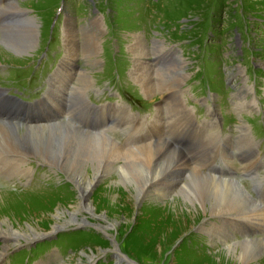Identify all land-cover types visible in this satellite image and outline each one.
<instances>
[{
    "label": "rangeland",
    "instance_id": "obj_1",
    "mask_svg": "<svg viewBox=\"0 0 264 264\" xmlns=\"http://www.w3.org/2000/svg\"><path fill=\"white\" fill-rule=\"evenodd\" d=\"M58 1L14 0L5 5L4 9L23 13V16L0 26V62L17 64L27 60L37 53V47H39L37 39H40L42 33L43 41L56 42L58 27L51 29L45 26V23ZM76 5L85 7V10H82V13H77L79 8ZM26 19L34 21V39H31L29 46L25 47V54L12 53L4 46L10 45V41L3 38L6 35V28L10 27L13 32L21 30V35L27 36L21 28ZM96 20L97 24H95ZM59 29L60 40L64 39V54L66 31H73L75 43H73L74 56L67 59V62L59 68L52 79L51 87L56 96L54 103L56 107H58V99L67 90L69 82L74 81V84L81 88L85 83L91 81L94 68H100L98 60L104 50L116 51L114 56L112 53L107 58V76L110 75V67L115 65L121 68L123 66L126 71L128 70V76L131 79H128L129 86L132 85L135 92L141 91L147 98L154 100L157 107L161 103L159 96L166 90L155 86V92H146L140 81L137 80L138 78L134 76L137 63L134 60L138 57V60H143L146 65H152L154 71L152 70L150 75L154 80L153 83L157 84L161 81L166 84L165 86L175 87L170 83L171 81H168V66L173 69L174 67L178 68L181 72L179 71L177 82L179 86V83L183 81V97L185 99V97H189V88L185 77L188 74H193L197 67L196 60L200 55L206 54L211 91L213 90L212 98L217 100L221 96L222 99L223 94L229 96L230 101L226 100L225 95L223 96L226 100L225 112L232 117L234 125L238 123V117L245 118L253 133L249 135L251 137L264 122V115L259 117L258 114V111H262L264 114V0H65L64 15L60 21ZM147 33H151V35ZM91 37L96 38V52L94 55L86 56L84 41ZM170 42L179 45L181 51L174 52L170 47L163 50ZM137 45H139L140 54H135L132 51V48ZM208 45L211 47L209 48ZM19 46L13 44L11 47L18 49ZM210 50H214V54ZM159 51L165 53V62L153 65L150 55ZM245 51L250 53L248 59L246 56L243 59ZM84 69L88 73L85 74L89 77L85 83L78 77L80 71ZM171 72L174 73V70ZM121 75L123 76V71ZM172 77L173 74L169 78ZM222 80L228 83L226 88H224L225 83ZM96 82H100V79H97ZM225 89L228 90V93ZM175 91L174 95L185 106L177 89ZM169 95L172 96L170 93ZM156 98L157 100H155ZM173 110L179 111L174 108ZM253 117L256 122L250 125ZM0 123H2L3 129L7 123L14 126L19 124L7 121H0ZM56 123L72 125L68 120L62 118L35 124L21 123V126H47ZM73 127L85 131L75 125ZM85 132L107 141L111 149L118 152L131 151L146 143L167 141L160 137L158 140L129 147L126 144L117 143L107 135ZM140 135H143V131L140 132ZM242 138L237 139V144ZM13 147L14 145L9 147V143L4 141L3 147L0 148V154L13 153L9 156V160L15 167L16 178L27 177L29 171H32V175L33 166L38 163L37 168H41L39 163L45 162L38 157H32L29 153L25 154L22 150H12ZM238 148L247 149L244 143L238 145ZM183 156L187 161L188 158L184 153ZM115 163L123 165L124 160L118 159L115 160ZM239 164L249 165L243 161H239ZM50 165L54 175L39 190L29 188V190L23 191H8L5 187L0 186V221L22 234H25L26 230L30 228L36 231L34 234L41 231H47L43 235L54 233L43 238L42 235L34 238H26L24 235V238L0 233V248L4 242L9 241L8 248L1 252L0 260L19 247H25L22 245H25L28 240L30 245L35 242L38 245L43 243V240L53 238L49 245L50 247L54 245V248L49 252L48 259H40L35 264H80L81 261L83 264H91L94 257L104 251H106V255L96 264H239L237 259H226L229 254L225 250L228 245L236 246L248 240H245L244 233L240 234L239 232L242 229V227L239 228L240 223L254 221L256 225L250 235V242L264 241V225L260 223V220L264 218V205L249 197L253 208L247 211L241 210V213H225L224 211L238 210V205L229 199L216 198V201L209 199L205 203L206 205L212 204L206 211V215L199 213L194 207H192L194 213L186 214L183 202L179 197H176L171 203L169 198L174 196L171 193L168 194L170 196L166 197L168 199L165 201L152 200L149 196L134 201L131 194L124 195L120 190H117L116 176L111 174V179L95 183L89 189L84 186L87 191L82 200L80 194L75 191L71 179L62 169L59 166ZM42 167L44 170L45 166ZM191 167L198 172L201 171L199 166L191 164ZM179 168L182 170L183 177H177L176 181L180 179L181 181H177V185L181 186L189 174L185 167V160L179 163ZM200 173H209L210 176H215L220 180L226 179L204 170ZM39 176L40 174L36 173L32 179L33 182L28 180L24 184L21 183L22 187H34ZM255 176H257L256 173L252 175V177ZM44 177L40 184L46 180ZM226 180L233 182L231 179ZM83 202L89 203L90 213L83 209L81 205ZM75 210H78L79 215L87 221L80 224L68 222L65 232L70 235V242L67 243L65 235L62 234L64 231L57 232L60 229L54 231L52 228L56 226V223L62 227L68 221V216L63 213H73ZM214 211L216 213L211 214ZM5 223H0L3 229L8 228ZM201 225H205L207 230L202 231ZM211 228L213 233L210 232ZM238 241H241L240 244ZM262 243L264 244V242ZM83 253L91 254V256L94 253L95 256L88 261ZM123 253L128 254L136 263L128 262ZM248 264H264V253L249 261Z\"/></svg>",
    "mask_w": 264,
    "mask_h": 264
},
{
    "label": "bare ground",
    "instance_id": "obj_2",
    "mask_svg": "<svg viewBox=\"0 0 264 264\" xmlns=\"http://www.w3.org/2000/svg\"><path fill=\"white\" fill-rule=\"evenodd\" d=\"M95 24H97V20ZM34 27V21L32 19H26L25 23H22L21 28L26 32L27 36L24 34V36L21 35V30L13 32L10 27H7L5 33L6 35L3 38H7V40L10 41V45L4 46L12 53L16 52L20 55L25 54V47L29 46V41L31 39H34ZM86 40L88 42L84 41V54L86 56L94 55L96 52V38L91 37ZM65 41L66 58L71 59L74 56L73 43H75L72 30L66 31ZM13 44L20 46L17 49L11 47ZM24 44L26 45L24 46ZM139 45L132 48V51L135 54H140L141 52L138 47ZM134 61H137L135 65L134 76L138 78L137 80L140 81L146 92H155V86H157L159 89H163L164 91L166 90L172 94L174 99V109L180 110L185 108L179 98L174 95L176 92L175 90L178 88L177 81L181 72L178 70V68L174 67L173 69L168 66V81H171L170 83L175 87L169 85L165 86L166 84L161 81L157 84L153 83L154 80L150 75V72L152 70L154 71L152 65H146L143 60H138V57ZM172 70H174V73L171 72ZM85 73V69L81 70L78 76L82 81H84V83L89 79V77L86 75L88 73ZM172 74L173 77L169 78ZM35 123L40 122H34L33 124ZM15 125L17 126L7 123L3 129V125L0 123V148L3 147L4 141H6L9 143V147L10 145H14V147L11 148L12 150H22L25 154L29 153L32 155V157H38L54 166H59L66 176L71 179L75 191L80 194L82 200L84 199V193L87 191L84 186H87L89 189L90 186L94 185L95 183H102V181L104 182L105 179L110 178L111 174H114L116 176V184L118 185L117 190H120L124 195L131 194L134 201H138L145 196H149L152 200L155 199L165 201L168 199L166 197L170 196L168 194L171 193V195H174L172 198H169V200L172 201L171 203H173V200L176 197H179V199L183 202V207H185L184 212L186 214L194 213L192 210V207H194L196 211L206 215V211L212 206V204L206 205L205 203H207L209 199L216 201V198L229 199L238 205V210L224 211L225 213H241V210L247 211L253 208L249 198L251 200L253 199L244 191L238 181L233 180L232 182L226 179L220 180L215 176H210L209 173H207L209 175L200 173L202 170L198 172L193 167H191V164H189L188 160L186 161L183 156V152L168 141L164 143L159 141L154 143H146L145 145L139 146L138 148H135L131 151L124 150L118 152L112 150L107 141H104L100 137L97 138L88 135L87 132L80 131L73 127V124H67V126L62 123H56L54 125L47 126H21V123H19ZM9 150L8 152H11ZM118 159L124 160L123 165H117V163H115V160ZM184 160L185 167H187V172H189V174L186 178L184 177L185 179L182 185L178 186L177 181L181 180L179 179L176 181L177 177H183L182 170L179 168V163ZM174 191L175 193H173ZM81 205L85 211L89 212L91 210L89 203L83 202ZM157 206H160V208L162 207L161 205ZM215 213L216 211L211 212V214ZM63 214L68 216V221L65 222L62 227H59V224L56 223V226L52 228L53 230L65 228L68 222L80 224L86 223L87 221L85 218L79 215L78 210L73 211V213L70 212ZM78 218L80 219L77 220ZM0 223L5 222L0 221ZM260 223L264 225V218L260 220ZM247 224L253 227L256 225L254 221H249ZM5 226L8 227V224L5 223ZM204 226L205 225L200 226L202 231L207 230L206 226ZM253 229L254 228L249 230L242 227V229L239 230L240 234L244 233L246 236L245 240H248L242 242V244H240L241 241H238L240 245H228L226 247L227 250L224 249L226 253L229 254L226 259H237L239 264H248L249 261L254 260L264 253V244L262 243L264 241L250 242L251 239L249 238L253 232ZM35 232L36 231L33 228H30L26 230L25 234H22L18 230H14L13 228L11 229V226L7 229H3L0 226V233L11 237H24L25 235L26 238H34L47 233V231H41L40 233L34 234ZM210 232L213 233L212 228L210 229ZM216 236L218 237V235H215V237ZM8 242L9 241L4 242V245L1 246L0 255L1 252L8 248ZM84 256H86V259L90 261L93 256H95V254L93 253L91 256V254L85 253ZM82 262L83 261H81L80 264H83Z\"/></svg>",
    "mask_w": 264,
    "mask_h": 264
}]
</instances>
